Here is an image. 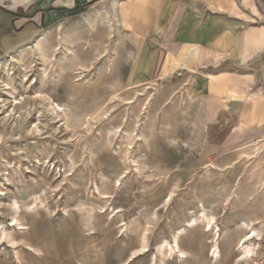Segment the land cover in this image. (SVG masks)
I'll list each match as a JSON object with an SVG mask.
<instances>
[{"label": "rangeland", "instance_id": "obj_1", "mask_svg": "<svg viewBox=\"0 0 264 264\" xmlns=\"http://www.w3.org/2000/svg\"><path fill=\"white\" fill-rule=\"evenodd\" d=\"M109 1L0 47L29 48L0 85V264H264V131L187 72L130 86L118 19L89 26Z\"/></svg>", "mask_w": 264, "mask_h": 264}, {"label": "crops", "instance_id": "obj_2", "mask_svg": "<svg viewBox=\"0 0 264 264\" xmlns=\"http://www.w3.org/2000/svg\"><path fill=\"white\" fill-rule=\"evenodd\" d=\"M102 1L0 0V47ZM116 1L132 56L130 86L187 72L222 125L264 131V0Z\"/></svg>", "mask_w": 264, "mask_h": 264}, {"label": "bare ground", "instance_id": "obj_3", "mask_svg": "<svg viewBox=\"0 0 264 264\" xmlns=\"http://www.w3.org/2000/svg\"><path fill=\"white\" fill-rule=\"evenodd\" d=\"M116 4H117V1L116 0H111V1H109V3H104L102 6H100L98 9H96V11L94 12V15L92 16L93 17V20H92V22H90L89 23V26H90V28L92 29V30H94L95 29V27H96V23H98L99 22V24L101 25L102 24V26H104L103 28H110V29H113V23H115V21L117 20V18H116V16H115V14L113 15L112 13H111V11H115V8H116ZM91 30V31H92ZM111 31V30H110ZM44 35V34H43ZM40 39V38H39ZM42 39H45V36H43V38ZM42 39H40V41L42 40ZM41 43H39V44H37V47H36V49H37V52L39 53V54H43V50H42V47H41V45H40ZM33 48V47H32ZM29 48H27V46H23V47H20V48H18L15 52H13V53H10V54H8V56L6 57V58H4V59H0V75H2V79H4V78H6L7 77V81H5V80H0V85L1 84H5L4 86L6 87L5 88V90H7L8 92L7 93H9L10 94V96L11 95H13V90H11V86H10V84H9V81H10V78L12 79V75L14 74L13 72H11V71H13L14 70V67L17 65V64H19V62L21 61L20 60V57H22L24 54H25V52L28 50ZM33 50H35V49H33ZM44 61V60H43ZM18 66V65H17ZM13 67V68H12ZM15 71V70H14ZM15 75V74H14ZM13 75V76H14ZM0 78V79H1ZM24 79V78H23ZM16 80V79H15ZM11 81H13V80H11ZM24 81H27V80H24ZM14 82V81H13ZM18 82V81H17ZM12 83V82H11ZM33 83V82H32ZM31 83V84H32ZM29 84V83H28ZM4 86H2V87H4ZM14 89V88H13ZM13 97V96H12ZM110 99H113V97L112 98H110ZM109 99V100H110ZM151 100V99H150ZM1 102H3L4 103V108H6L7 109V111H9V109H11V108H13L12 109V111L14 112L15 110H16V108H18V106H20L21 104H22V102H20V101H18V99H15L14 100V102L12 101V102H9L10 104H11V106L10 107H7L8 106V101L7 100H2ZM148 105L150 106V101L148 102ZM58 107H59V111H62V109H61V107L58 105ZM150 108V107H149ZM12 113V112H11ZM157 114H155V116H156ZM119 131H118V128H116V129H114V131H113V133H114V135H117V133H118ZM128 135H130V137L132 136L131 135V133H128ZM127 136V135H126ZM129 138V137H128ZM150 146V145H149ZM148 146V147H149ZM128 149V148H127ZM246 149V148H245ZM128 151V150H127ZM126 151V153H128ZM245 153V152H244ZM247 154V153H246ZM127 162V160H125V163ZM127 164H128V162H127ZM208 165H210V164H208ZM212 166H213V164H211ZM18 213V210L16 211V214ZM13 223H17V220H16V218H14L13 219ZM255 238V236H253V238H251V239H248V240H253ZM250 252H252L251 250H250V248H248V249H246V251H245V256H246V254H248V253H250ZM213 255L214 256H212V258H216V257H218L217 255H218V253H217V250L216 251H213ZM253 256V255H252ZM251 256V257H252ZM244 259H248V257L246 256ZM250 259V258H249ZM252 259V258H251Z\"/></svg>", "mask_w": 264, "mask_h": 264}]
</instances>
